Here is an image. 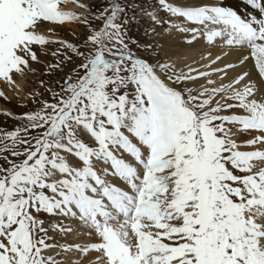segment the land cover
Returning <instances> with one entry per match:
<instances>
[{
  "label": "snow or ice",
  "instance_id": "snow-or-ice-1",
  "mask_svg": "<svg viewBox=\"0 0 264 264\" xmlns=\"http://www.w3.org/2000/svg\"><path fill=\"white\" fill-rule=\"evenodd\" d=\"M245 3L0 0V84L65 73L3 113L0 264H264V0Z\"/></svg>",
  "mask_w": 264,
  "mask_h": 264
},
{
  "label": "rangeland",
  "instance_id": "rangeland-1",
  "mask_svg": "<svg viewBox=\"0 0 264 264\" xmlns=\"http://www.w3.org/2000/svg\"><path fill=\"white\" fill-rule=\"evenodd\" d=\"M83 3L88 4L93 12H99L102 10L105 4V0H82ZM78 10V9H77ZM78 12V11H76ZM73 30L75 31V35L72 34V30L66 29V28H58L57 32L59 33V36L67 41L78 43L77 37H83L85 34L83 26H72ZM146 31V23L143 25H140L139 27H133L131 31V35L133 38L140 40L141 42H149L151 40L150 36L145 35ZM42 60L47 63L48 61L52 59L41 57ZM37 69V75H29L27 77V80L25 81V93L26 94L36 91L41 93V95L37 98V100H51V94L46 91L47 87H52L56 90H58L57 87V81L55 80L56 77L62 78L64 76V72L60 74H56L55 76H51L46 74L47 69L44 67V65H33ZM68 69H65V72H67ZM17 78V82H19ZM30 79V80H29ZM40 81H44L45 85L44 87L40 86ZM0 90L8 92L7 87H5L3 84H0ZM7 90V91H6ZM9 99L4 100L3 98H0V103L4 106L5 110L0 111V129L4 130H13L15 127L19 126V122L12 119L9 116L3 115L5 111L11 112L14 115H20L29 111L37 110L40 107L39 103H34L31 97L28 98H14L11 99L10 95L7 93Z\"/></svg>",
  "mask_w": 264,
  "mask_h": 264
},
{
  "label": "bare ground",
  "instance_id": "bare-ground-1",
  "mask_svg": "<svg viewBox=\"0 0 264 264\" xmlns=\"http://www.w3.org/2000/svg\"><path fill=\"white\" fill-rule=\"evenodd\" d=\"M226 1V6H228V7H232L234 10H236V11H238V13L239 14H241V15H247L248 14V12L246 11V10H244V9H242V7L241 6H239V5H237L235 2H234V0H225ZM78 8H75V7H73L71 4H69L68 5V10H71V11H78L77 10ZM202 48V46L201 45H199V44H197L196 45V49H201ZM215 51V50H214ZM190 55H197V53H196V51H192L191 53H190ZM198 58V57H197ZM19 80V79H18ZM20 86H21V88H22V91H21V93H20V95L19 96H17L16 94H14L12 91H10L8 88V94L10 95V98L11 99H14V98H23V97H25L24 96V93H25V86H26V84L27 83H25V80H19V83H18ZM7 91V90H6Z\"/></svg>",
  "mask_w": 264,
  "mask_h": 264
}]
</instances>
